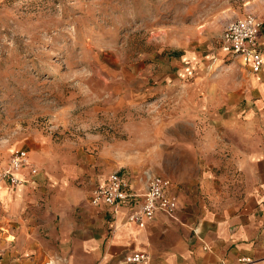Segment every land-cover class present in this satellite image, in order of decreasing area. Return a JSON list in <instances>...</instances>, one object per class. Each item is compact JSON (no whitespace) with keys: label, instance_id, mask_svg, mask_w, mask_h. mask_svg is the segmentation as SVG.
Listing matches in <instances>:
<instances>
[{"label":"rangeland","instance_id":"374dc122","mask_svg":"<svg viewBox=\"0 0 264 264\" xmlns=\"http://www.w3.org/2000/svg\"><path fill=\"white\" fill-rule=\"evenodd\" d=\"M246 11L257 16L264 0H0V161L22 147L36 167L20 208L0 212V238L10 241L0 249H12L15 264L31 237V193L50 207L63 190L77 207L73 193L113 169L190 172L203 77L238 78L218 34Z\"/></svg>","mask_w":264,"mask_h":264},{"label":"crops","instance_id":"0c3cea01","mask_svg":"<svg viewBox=\"0 0 264 264\" xmlns=\"http://www.w3.org/2000/svg\"><path fill=\"white\" fill-rule=\"evenodd\" d=\"M256 17L261 21L259 68L251 70L236 56L238 78L224 83L203 77V136L192 149L200 156L193 158L190 172L165 174L176 199L173 216L156 210L139 226L126 217L136 196L115 207L90 204L94 183L110 171L88 192L73 193L79 198L77 207L72 205L75 197L60 196L63 190L50 207L36 205L39 195L31 193L28 203L35 205L29 217L31 237L23 245L24 264H238L239 257L248 258L241 264H264V11ZM67 169H62L64 176ZM27 172H17L24 175L23 182L36 174ZM148 172L124 174L133 192L144 191ZM25 187L0 181V212L20 208ZM38 232L45 236L37 237ZM1 246L9 247L10 241L0 238ZM133 250L148 258L123 262V254ZM15 259L12 249H0V264H15Z\"/></svg>","mask_w":264,"mask_h":264},{"label":"built area","instance_id":"2783aa9c","mask_svg":"<svg viewBox=\"0 0 264 264\" xmlns=\"http://www.w3.org/2000/svg\"><path fill=\"white\" fill-rule=\"evenodd\" d=\"M261 21L253 13L246 11L236 14L228 19L221 27L219 40L221 48L248 63L251 70H257L261 64L257 48V35ZM25 168L27 174L36 172L27 150L17 147L10 151L6 165L0 170V176L11 185L24 181V175H17L16 171ZM171 179L160 173H146L144 191L133 192L129 182L119 169L111 170L107 176L94 183L89 195V203H99L115 207L118 203L126 201L129 197L136 196V203L127 213V220L139 226H144V218L151 217L156 211H162L168 216H173L176 199L170 192ZM148 258L147 253L133 250L123 254V262L133 263ZM247 257H239L238 264L247 261Z\"/></svg>","mask_w":264,"mask_h":264},{"label":"bare ground","instance_id":"6f19581e","mask_svg":"<svg viewBox=\"0 0 264 264\" xmlns=\"http://www.w3.org/2000/svg\"><path fill=\"white\" fill-rule=\"evenodd\" d=\"M19 171V170H18ZM18 171H16V173L18 172ZM20 184V183H19ZM18 185V184H17Z\"/></svg>","mask_w":264,"mask_h":264}]
</instances>
